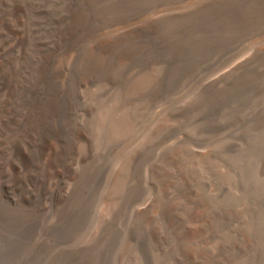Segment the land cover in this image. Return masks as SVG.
I'll return each mask as SVG.
<instances>
[{
  "label": "bare ground",
  "instance_id": "6f19581e",
  "mask_svg": "<svg viewBox=\"0 0 264 264\" xmlns=\"http://www.w3.org/2000/svg\"><path fill=\"white\" fill-rule=\"evenodd\" d=\"M98 1L99 0H48V5L51 7L55 6L57 8L58 16L61 17V15H69L70 17L61 21V23L55 22L54 17H49L48 22L42 28V31L36 36H30V40L26 44L22 45L12 57H0V79L6 76L14 78L13 86L7 89L4 98L0 100V152L6 143L16 142L20 147V151L18 152L17 156L18 158H16L17 160L22 161L23 155H31L34 157L36 153L38 155L42 153L45 147L49 145L53 138L57 136V129L60 130L61 135H64L66 134V131L69 130L71 126H73L71 118H68L67 116V111L74 109L71 107L72 103H64L59 121L57 123L53 121V118L55 119V117H57L56 115H58V91L66 89L67 94L68 92L77 93L80 86L85 84L87 86V84L93 83L95 86V83L97 82H101L100 85L98 84V88L96 87L97 91H90V89L87 90V93H91V97H89L86 106L92 101L100 102L101 105L95 107L97 109L96 115L92 121L87 123V125L93 128L95 136L98 134L103 136L101 137L103 140L110 139L113 141H120L125 139L133 132V128L138 117L144 111H147L146 109L150 107L153 102L155 103L156 99L165 95L169 89L175 86V83L177 84L178 79L193 69L207 54L216 51V49L221 48L224 50V48H229L230 45L232 46V43L240 41L246 37H255L256 40L254 43L257 44V46H255L251 52L249 51V54L244 56L242 59L240 57L242 54H240V60L236 59L238 61L234 62L232 65L229 63L230 66L229 68L227 67L228 69L221 72L213 79H211V77V80L203 85V87L199 88L184 105L176 108L174 111L169 113L167 116L162 117L160 120L157 117L159 122L155 123V125L151 124L153 127H151L148 132V138L143 142L140 148L132 149L125 156H122L123 158L119 166L116 168L115 172L112 173L113 175L111 179H109L110 188L108 187L109 191L106 196H104L105 198L102 207L99 209V215L101 217L100 219L105 220L107 217L113 218L116 215V211H114L116 210V205L119 204L120 206L123 195L125 193L130 195L132 187L137 185V182L139 181L142 174V164H144L143 162L145 157L151 153L156 146L159 147V144L167 141L170 133L182 128L190 130L196 129L198 131L206 130L215 124L218 125V119H216L218 112L223 110L227 113H234L239 111L240 108H252L256 101H261L264 98V0H200L201 2L199 3H196V1L195 3L194 1H191L187 6L188 9L180 13L170 15L165 14L166 16L158 17L151 21L139 20L135 25L123 24L124 26L122 27H112L109 28V30H99L92 32L87 39V45L84 47H77V56L72 64V68H70L69 71L67 70L68 73H66L65 70L74 57L73 50H75L74 48L81 37L83 38V36H85L88 32L100 29L104 26L111 27L112 25H115V23L123 21L122 19L126 17L129 18L132 15L134 16L136 13L139 14V12L145 9L146 6L165 0H118L113 4H106V6H103L100 9H94V6L98 3ZM30 2L31 0H0V16L3 13L4 6L16 5L18 7H22L27 6ZM178 8L179 7L177 6V10ZM23 14L24 13H22V15ZM28 16L31 17L30 15ZM19 17L20 14H16L14 17L9 18L3 26H0V43L18 26ZM34 17L35 15L33 18ZM48 40L49 45L45 46V42ZM245 52L247 51L245 50ZM214 59L212 58V60ZM207 64H209V62H207ZM217 64L219 65V62ZM193 73L194 72H192V74ZM189 75L187 74V76ZM194 80H196V78ZM111 91H113V94H111ZM81 102L82 101H80V103ZM8 110H10V113ZM263 110L264 109H261L260 111ZM151 113L154 114V112ZM7 120H9L8 123L6 122ZM257 121V125H255V122L253 121L252 123L246 125L247 128L245 130L241 129L246 142L244 144L242 143L243 146L240 151L241 154L248 153L249 155L247 154V158L240 166L239 174L237 175L238 178L236 179L240 183L238 192L239 197H242V193L251 183V172L253 168L256 169L254 166V161L258 162V160H254V157L258 158L259 160L262 157L261 152L264 148V143L262 142L264 139V113H259L256 122ZM63 125L66 126L63 128ZM35 138L41 139L38 145L34 144ZM235 141L237 143L238 140L236 139ZM34 145L37 147H34ZM191 148L188 145H181L178 148L167 150L161 155L159 160H157V162L150 167L152 179L157 186V195L149 208L140 209L138 206L140 204L138 202L136 207L138 206L139 209L136 208L134 220L135 229L140 231V236L138 238L140 240L139 243L144 245V248H140L141 254L145 257L144 262L146 264H217L219 262V258L224 261V259L228 257L227 260L229 264H251V260L255 256L259 255L260 253L262 256H264V207L262 209H260L261 206L258 207V210H255L254 214L252 216H248V218L247 213L244 214L243 220L237 225V227H235L236 229L231 232L229 231L228 233H224L223 235L221 234L222 236H220V240L218 242L215 241V243L210 244V242H207L201 238V233L209 224L210 216L213 214L212 213L210 215V212L213 210L212 207L215 205V203L211 202V200L209 201L208 198H205L206 196L199 197L197 199L194 198L196 200L192 199L190 197L193 191L192 187L197 189L202 188L203 190V186L206 184V182L203 179H199V177L206 173L211 174L213 179H216L218 167L221 165V162L224 161L222 153L223 155H228V153L231 151V148L222 146L221 148L212 149L207 152H205V149V151L203 150L204 152H199L195 151L197 148L195 150L194 148ZM236 154H238V152ZM234 158H236V156ZM241 161L242 160H239L240 163ZM29 163L30 161L27 162V164ZM70 164L71 159L67 158V156L61 152L56 155H51L49 168L55 172L60 166L61 170L68 171V166ZM32 165L35 164L32 163L29 166ZM90 166L93 171L94 164L92 163ZM261 170L262 169L260 168L259 171ZM27 171L26 176L20 179L13 187V191L17 193L15 200L18 199V193L23 191V189L20 188V185L23 184L24 181H29L31 186L30 176H27ZM84 173L85 175L82 181H80L82 178V173L76 180L73 178L72 173H68V176L64 180H60L61 186L56 198V205H58L56 208V215L55 212H53L55 218H58L59 216L60 223H75L76 216L78 217L80 211L86 206V198L84 199L85 201H83V198L80 196L81 191H83L82 189L84 183L86 182L89 184V178L87 177L89 174L86 175L85 171ZM108 173H110V171ZM256 173H258V171H256ZM225 177H227V175ZM258 181L256 183H258ZM102 182L105 183L104 181ZM147 184L148 183H146V186ZM176 185H182V187H184V190L186 191L184 201H171L166 203V201L163 200V195L168 189H171ZM227 186L229 187V183ZM227 186L223 185V190L228 191ZM105 189L107 188L105 187ZM149 189H151V187ZM236 191L235 193H237ZM231 193L228 192V194L223 197L224 204L232 200ZM246 193L249 194L248 190ZM262 194H264V192ZM145 195H147V193ZM260 195L261 194L253 193V196L256 197L255 199L259 198ZM143 199L148 200L146 199V196L145 198L143 197ZM234 199L235 197H233V200ZM74 203H76L77 207L76 210L73 209V215L69 213L67 207L71 208ZM7 204L9 205V203L0 204V222L3 224L8 222L24 223V221L27 219H35L38 216L40 217L41 210L38 205H33L31 208H29L27 207L25 200H20L18 202L15 201L14 208L6 206ZM218 205H220V202ZM262 205L264 206V203ZM248 207L251 209L250 205ZM244 208H246V206ZM46 211L48 212V210ZM230 221L231 220H229V222ZM244 222H247V224L245 225ZM75 226L76 225L74 224V227ZM159 230H161V232L163 230L164 234L160 238V241H162L164 237H177L179 241L177 245V252H173L171 254L169 253L170 255L167 254L165 256H160V253H157L158 256H156V254L151 251L153 249H149V241L159 238H157V232ZM134 239H136V237ZM253 244L259 247L257 248V253H255V255L250 253ZM168 249H170V246ZM244 250H247V253L243 255L242 252H244ZM117 255L118 253L116 256ZM168 259H170V263L167 261ZM253 264L256 263L253 262ZM261 264H264V258Z\"/></svg>",
  "mask_w": 264,
  "mask_h": 264
},
{
  "label": "rangeland",
  "instance_id": "374dc122",
  "mask_svg": "<svg viewBox=\"0 0 264 264\" xmlns=\"http://www.w3.org/2000/svg\"><path fill=\"white\" fill-rule=\"evenodd\" d=\"M115 1H118V0H112V1L111 0H108V1L107 0H99L98 3L94 6V9H97V8L100 9L103 6H106V4L107 5L113 4ZM191 1L192 2L194 1V3L196 1V3H199L203 0H201V1L200 0H165V1L157 2V3H152L148 6H146L145 9L140 11L139 14H137V13H136L137 15L134 14L135 17L132 15L129 18L126 17V18L122 19L123 21H121V22L115 23V25H112L111 27L104 26L105 28L102 27L103 29L100 28V29H96L94 31L88 32L85 36H83V38L81 37L79 39V42H77V44L74 48L75 50H73L74 57L71 60V62L68 64V67L65 70L66 73H68L70 68H72V64H73V62L77 56V50H76V49H78L77 47H79V46L84 47L85 45H87V43H88L87 39L89 38V36L92 32L99 31V30L105 31V30H109V28L122 27L126 24L135 25L136 22L139 20L151 21V20L156 19L158 17H162V16H166V15H170V14H175V13H180V12H183L186 9H188L187 6ZM46 5H48V0H31V2L27 5L28 8H27V6L18 7L16 5L15 6L14 5L13 6L7 5V6L3 7V13L0 16V26H3L9 18L14 17L16 14H20V17H19L18 26L5 39H3V41L0 43V57H3V56L4 57H10V56L12 57L22 45L26 44L30 40L31 37L38 35L42 31V28L47 24L49 17H54L55 22H57V23H59V22L61 23V21L68 19L70 17L69 15H64V16L61 15V17H60L57 15L58 12H57V8L55 6L51 7L50 5H48V6H46ZM100 5H102V6H100ZM166 5H168V6H166ZM165 6H166V8H165ZM177 6L179 7L178 10H177ZM47 7H49V8H47ZM174 8L176 9V11ZM22 13H24V14L22 15ZM31 14L33 16L35 15V17H37V18H35V17L33 18V16ZM51 14L52 15L54 14L55 16L54 15L52 16ZM107 14H109V13H107ZM28 15H30L31 17H29ZM137 18H138V20H137ZM31 21H32V23H31ZM21 22H22V24H21ZM27 22H29L30 24ZM31 24L32 25L36 24L37 26L36 25L32 26ZM117 24H119V25H117ZM22 32H24V33H22ZM255 40H256L255 37L254 38L253 37H249V38L246 37L244 39H241L240 41H236V42L232 43V46L230 45L229 48H224V50L221 48L216 49V51H213L212 53L207 54L202 59V61H200L193 69H191L192 71L190 70L188 73L181 76L178 79V82L176 80L177 84L175 83V86H173L171 89H169L165 95L156 99L155 103L153 102L151 105L153 107H151V106L148 107L146 109L147 111H144L141 114L143 117L141 115L138 117V119L135 122L133 132L128 137H126L125 139H122L120 141H117V140L113 141L110 139H104L103 140V138H101L103 136H101L99 134L95 136L93 128H91L87 125V123L92 121L96 115L97 109L95 107L101 105L100 102L92 101L89 105L86 106V103H88L89 97H91V93H87V90L90 89V91H97V88H98L97 86H98V84L100 85L101 82L95 83V86H94V83L93 84H87V86H86V84L82 85L79 87V91L77 93H72V92L67 91L68 92V94H67L66 89L59 90L57 93V95L59 97V100H58L59 101V105H58L59 109L57 111L58 115H56L57 117H55V119L53 118V121L55 123H57L59 121V119L61 117L62 108H63L64 103H67V102L72 103L71 107L74 108L73 109L74 111L73 110L67 111V116H68V118H71L73 126H71V128H69V130L66 131V134L61 135L60 130L57 129L56 130L57 136L55 138H53V140L49 143V145H47L45 147V149L43 150L42 153H40L39 155L36 153L34 157H32L31 155H29V156L23 155L22 161L16 159V158H18L17 157L18 152L20 151V147L18 146V143H16V142L6 143L5 146L3 147L2 151L0 152V204L9 203V205L7 204L6 206L14 208L15 201L18 202L20 200H25L27 207L31 208L33 205H35V206L38 205L40 207V210H41L40 217L39 216L36 217L35 218L36 220L34 218H32V219L30 218V219H27L26 221H24V223L8 222V223L3 224L0 222V264H77V263L78 264H81V263L82 264H88V263L89 264H102V263L103 264H119V263L120 264H146L144 262L145 257L141 254V251H140V248H144V245L139 243L140 240L138 239L140 236V231H137L135 229V225H134L136 208L137 209L149 208L152 205V203L154 202L155 197L157 195V186L152 179V176L150 173V167L153 164H155L157 162V160H159V158L161 157V155L165 151L178 148L181 145H188L190 148L192 146L191 149L194 148V150H195L197 148L195 151H199V152H204L205 150H206L205 152H207V151L212 150V149L221 148L222 146L231 148V151L228 153V155L227 154L223 155V153H222L224 161H222L221 165L218 167V174L219 175L216 174V179H213L211 174L206 173V174L201 175L199 177V179H201V180L203 179L206 182V184L203 186V190H202V188L197 189V188L192 187L193 191L190 195V197L192 199H194V198L197 199L199 197H205L206 196L205 198H208L209 201L211 200V202L215 203V205L212 207L213 210L210 212V215L212 213L213 214L210 216L209 224L206 226L207 228L205 227L203 232L201 233V238H203L207 242H210V244L215 243V241L218 242L220 240V236H222L224 233H228L229 231L231 232V231L236 229L235 227H237V225L243 220L244 214L247 213V218H248V216H250V215L252 216L254 214L255 210H258V207L261 206L260 209H262L264 207L262 205L264 203V194H262L264 192V184H263L264 183V180H263L264 179V173H263L264 167H262V166H264V148L261 152L262 153V157H261L262 159L260 158V160H259L258 158L254 157V160H258V162L254 161L255 162L254 166L256 169L253 168L251 175H250V176H252L251 177V183L245 189L246 192L248 190L249 194L244 191L242 193L243 198L239 197V195H238L240 183L236 179L238 178L237 175L239 174L240 166L243 164V162L245 161V159L249 155L248 153H247L248 155L246 153L241 154L240 150H241L243 144L246 142L244 140V136H243L241 131L243 129L245 130L247 128L246 125L252 123L253 121L255 122V125L258 124V121L256 122L257 116L259 115V113H264V110L260 111L261 109H264V105H263L264 104V98L261 101L260 100L256 101L255 105H253L252 108L251 107H249V108L246 107L244 109L240 108L239 111H236L234 113H231V112L227 113L223 110L218 112V114H217L218 116L216 115V119H218V125L215 124L214 126L208 128L206 130L198 131L196 129L190 130V129L182 128V129H177L176 131L170 133L167 141L159 144V147L156 146L154 148V150L145 157L144 162H143L144 164H142V171H141V173L143 175L141 174L140 179L137 182L138 186L135 185L134 187H132V191H131L130 195L128 193H125L123 195V197L121 199V201H122L121 205L119 206V204H118L115 207L116 210H114V211H116V215L113 218L107 217L105 220L100 219L101 217L99 215V209H101L100 207H102V204H103V201L105 198L104 196H106V194L108 193L109 188H110L109 179H111V177L113 175L112 173L115 172L116 168L119 166V164L123 158L122 156H125L132 149H135V148L139 149L140 146L143 144V142L148 138L147 137L148 132L151 129V127H153V125H155V123H158L162 117L167 116L169 113L174 111L176 108L184 105L189 100V98L199 88L203 87V85H205L208 81H210L215 76H217L221 72L228 69L230 64L232 65L234 62L238 61L236 59L240 60V57L242 59L244 56L249 54L253 50V48L255 46H257V44L254 43ZM81 42H83V43H81ZM245 42H246V44H245ZM47 45H49V40L45 42V46H47ZM249 46H250V48H249ZM245 50L248 53L245 52ZM75 51H76V53H75ZM240 54H242L243 56ZM239 55H240V57H239ZM209 57H211V58H209ZM212 58L213 59L215 58V59L212 60ZM222 60H223V62H222ZM207 62H209V64H207ZM218 62H219V65L217 64ZM225 65H226V67H225ZM219 68H221V69H219ZM192 72H194V73L192 74ZM214 72H216V73H214ZM187 74L188 75L191 74V75L187 76ZM195 78H196V80H194ZM199 80H201V81H199ZM0 81H1L0 82V100H2L5 96V93L7 92V89L11 88L13 86L14 78L6 76L4 78H1ZM8 83H10V84H8ZM190 84H191V86H190ZM195 84H196V86H195ZM197 84H198V87H197ZM179 87H180V89H179ZM191 88H193V89H191ZM82 90H83V92H82ZM111 92H112L111 94H113V91H111ZM85 95H86V98H85ZM82 96H84V97H82ZM80 101H82V102L80 103ZM175 101H177V102H175ZM159 105H160V107H159ZM79 108H80V110H79ZM149 108H151V109H149ZM248 111H250V112H248ZM8 112L10 113V110H8ZM151 112H154V114ZM88 113H90V114H88ZM144 114H147V115H144ZM148 114L150 116L151 115H153V116L150 117ZM82 116H83V118H82ZM85 116H86V118H85ZM157 117L159 120L157 119ZM146 118H147V120H146ZM250 118H252V119H250ZM243 119H245V120H243ZM237 121H239V122H237ZM6 122L8 123L9 120H7ZM151 124H153V125H151ZM236 124H238V125H236ZM65 126L66 125H63L62 127L64 128ZM229 129H231V130L233 129V130L231 131ZM236 130H238V131H236ZM72 137H73V139H72ZM236 139L238 140L237 141L238 144L235 141ZM40 140L41 139H39V138H35L34 144L38 145L40 143ZM65 142H66V144H65ZM102 142H104V143H102ZM202 142H204V143H202ZM262 142L264 143V139ZM107 143H109V144H107ZM35 145H34V147H37ZM6 146H7V148H6ZM104 146L106 147L107 150L105 149ZM109 146H110V148H109ZM239 146H241V147H239ZM61 152H63L67 156V158L71 159V164L68 166V171L61 170L60 166H59L58 170L53 172L49 168V161H50L51 155L52 154L56 155V154H59ZM237 152H238V154H236ZM233 156L234 157L236 156V158H234ZM95 157H96V159H95ZM230 159H231V161H230ZM238 159L242 160L241 163L239 162ZM28 161H30L29 164H27ZM32 163H34L35 165L29 166ZM92 163L94 164V170L93 171H92V168L90 166V164H92ZM117 163H118V165H117ZM227 163H228V165H227ZM3 165H5V166H3ZM221 166L224 170L221 168ZM234 166H235V168H234ZM258 167H259V169L261 168L262 170L259 171ZM229 168H231V169H229ZM19 169H21V170H19ZM144 169H146V170H144ZM26 171H27V176H30L31 186H30L29 181H24V183L20 185V188H22L23 191L18 193V199L15 200L17 193H15L13 191V187L20 179H22L24 176H26ZM58 171H60V172H58ZM84 171L86 172V175L89 174V175H87V177L89 178V181H88L89 184H87L84 181L85 187L83 186V189H82L83 191H81L80 196H81V198H83L82 199L83 201L86 200L85 201L86 206L80 211V213L78 214V217L75 215L76 216L75 223H73V224L60 223L59 216H58V218L57 217L55 218L56 208L58 206V205H56V198H57V193H58L60 186H61L60 182L68 176V173H72L73 178L75 180L78 179L79 175L82 173V178L80 179V181H82L84 179V175H85ZM109 171L111 174L108 173ZM256 171H258L259 174L256 173ZM220 172H221V175H220ZM214 173H215V171H214ZM226 175H227V177H225ZM261 175L263 176V178ZM95 178H97V179H95ZM207 178H208V180H207ZM100 180H101V182H100ZM226 180H227V182H226ZM52 181H54L55 183ZM102 181H104L106 184L103 183ZM145 181H146V183H148L147 186H146ZM233 181H235V182H233ZM257 181L259 184L256 183ZM209 183H211V184H209ZM228 183H229V187L227 186ZM257 184L259 185V187ZM223 185L228 187V191L223 190ZM260 185H261V187H260ZM149 186L153 190L149 189L150 188ZM105 187L107 189H105ZM221 187H222V189H221ZM248 188L249 189L251 188V189L249 190ZM49 189H50V191H49ZM101 189H102V191H101ZM155 189H156V191H155ZM236 190H238V191H236ZM135 191H137V192H135ZM233 191H234V193H233ZM235 191L237 193H235ZM102 192H103V194H102ZM104 192H105V194H104ZM198 192H199V194H198ZM228 192L233 193V194L231 193V198L233 200V197H235V199H234L235 201L231 200L232 202L230 201V202H226L224 204L223 197L226 194H228ZM146 193L148 196L145 195ZM185 193H186V191L184 190V187H182V185H176L175 187L168 189L165 192V194L163 195V200L166 201V203H169L171 201H176V202L181 201L182 202V201H184ZM253 193L254 194L258 193L261 195L259 198L255 199L256 197L253 196ZM195 194H197V195H195ZM47 195H48V197H47ZM142 195H144V196H142ZM95 196H96V198H95ZM145 196H146V199H148V200L143 199V197L145 198ZM129 197H131V198H129ZM100 198H101V200H100ZM141 199H142V201L143 200L144 201L142 202ZM196 199H194V200H196ZM138 202L142 206V208L140 205H138ZM219 202H220V205H218ZM45 203H46V205H45ZM51 204H52V207H51ZM136 205H138L139 208H138V206L136 207ZM249 205H250L251 209H249V207H248ZM245 206H246V208H244ZM76 207H77V205H76V203H74L71 208L67 207V209L69 210L70 214H73L72 211L76 210ZM223 207H226V208H223ZM255 207H257V208H255ZM46 210H48V212ZM70 210H71V212H70ZM120 210H121V212H120ZM251 210H253V211H251ZM263 210H264V208H263ZM123 211H124V213H123ZM42 212H43V214H42ZM53 212H55V215ZM97 212H98V214H97ZM93 213L95 216L93 215ZM231 217H233V218H231ZM79 220H80V223H79ZM96 220H97V222H96ZM229 220H231V221L229 222ZM114 221H115V224H114ZM234 222H236V223H234ZM99 223H100V225H99ZM109 223H110V225H109ZM216 223H218V224H216ZM232 223H234V224H232ZM74 224L76 225L75 227H74ZM228 224H229V226H228ZM244 224L246 225L247 222H244ZM106 227H107V229H106ZM45 230H46V232H45ZM59 230H61V231H59ZM93 230H94V232H93ZM218 230H220V231H218ZM34 233H36V234H34ZM157 234H158L157 238L158 237L159 238L158 239H156V238L152 239L148 243L149 249L150 250L153 249L151 251L154 254H156V256H158L157 253H160L159 254L160 256H165L169 253L171 254L173 252H177V247H178L177 245L179 243L177 237H169V238L164 237L163 240L160 241V238L164 235L163 230H162V232H161V230H159L157 232ZM217 234H218V236H217ZM83 235H86V236H83ZM124 235H125V237H124ZM135 237H136V239H134ZM121 240H123V241H121ZM63 243H65V244H63ZM166 243H167V245H166ZM150 246H153V247H150ZM169 246H170V249H168ZM257 248H259V247L255 246V244H253V246L250 250V253L255 255V253H257ZM49 249H50V251H49ZM77 249H79V250H77ZM112 251H113V253H112ZM72 252H73V254H72ZM117 253H118V255L116 256ZM246 253H247V250H244V252H242L243 255ZM99 254H101V255H99ZM109 254H110V256H109ZM62 256H63V258H62ZM69 256H71V257H69ZM126 258H127V260H126ZM263 258H264V256H262V254L260 253L259 255L255 256L251 260V264H253V262L256 264H259V263L261 264L263 261ZM85 259H86V261H85ZM102 259H104V260H102ZM227 259H228V257H226L224 259V261H222L221 258H219V262L217 264H226V263L229 264ZM96 260H98V261H96ZM117 260H119V261H117ZM167 261L170 263V259H168Z\"/></svg>",
  "mask_w": 264,
  "mask_h": 264
}]
</instances>
